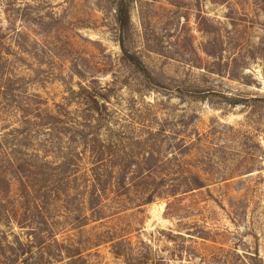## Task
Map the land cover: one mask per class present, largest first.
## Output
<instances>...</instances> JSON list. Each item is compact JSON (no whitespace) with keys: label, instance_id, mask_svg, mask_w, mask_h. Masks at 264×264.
<instances>
[{"label":"rangeland","instance_id":"rangeland-1","mask_svg":"<svg viewBox=\"0 0 264 264\" xmlns=\"http://www.w3.org/2000/svg\"><path fill=\"white\" fill-rule=\"evenodd\" d=\"M117 2L0 0V264H264V0Z\"/></svg>","mask_w":264,"mask_h":264},{"label":"trees","instance_id":"trees-1","mask_svg":"<svg viewBox=\"0 0 264 264\" xmlns=\"http://www.w3.org/2000/svg\"><path fill=\"white\" fill-rule=\"evenodd\" d=\"M116 24L122 35H127L129 31V15L127 7L124 0H118L116 6ZM1 88V86H0ZM93 103L96 106V111L98 114L103 113V104H101V99L91 96Z\"/></svg>","mask_w":264,"mask_h":264}]
</instances>
